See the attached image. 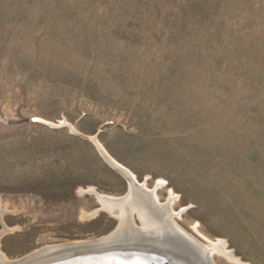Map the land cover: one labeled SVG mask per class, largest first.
I'll return each instance as SVG.
<instances>
[{
	"label": "rangeland",
	"instance_id": "1",
	"mask_svg": "<svg viewBox=\"0 0 264 264\" xmlns=\"http://www.w3.org/2000/svg\"><path fill=\"white\" fill-rule=\"evenodd\" d=\"M90 137L216 264H264V0H0L8 261L119 226L81 190L128 191Z\"/></svg>",
	"mask_w": 264,
	"mask_h": 264
},
{
	"label": "bare ground",
	"instance_id": "2",
	"mask_svg": "<svg viewBox=\"0 0 264 264\" xmlns=\"http://www.w3.org/2000/svg\"><path fill=\"white\" fill-rule=\"evenodd\" d=\"M89 139L95 143L108 164L125 177L128 191L122 196H112L99 193L94 187L81 190L95 195L103 209L119 216L121 219L119 226L110 235L97 241L49 246L36 250L24 257L23 259L27 260L24 262L35 261L32 264H209L210 259L212 264H216L214 254L232 263L240 262L234 253L227 249L226 242L222 239L208 240L206 247H201L194 242L172 220L174 215H179L171 210L172 196H169L164 203L158 201L156 189L162 185L160 181L156 183L155 188H147L145 182L140 183L135 174L114 159L95 137ZM95 212L90 215H94ZM133 212L138 215L142 227L130 228L128 221ZM8 230L5 226V231ZM95 247H107V249L97 253V250L86 253L76 252ZM63 251H65L64 255L62 254L63 257L39 261L49 254ZM19 261H8L0 250V264H17Z\"/></svg>",
	"mask_w": 264,
	"mask_h": 264
},
{
	"label": "water",
	"instance_id": "3",
	"mask_svg": "<svg viewBox=\"0 0 264 264\" xmlns=\"http://www.w3.org/2000/svg\"><path fill=\"white\" fill-rule=\"evenodd\" d=\"M3 230V231H2ZM1 231H0V236L4 233V232H6L5 231V227L2 229ZM104 249H107V247H95V248H91V249H87V250H85V251H76V252H84V253H86L87 251L89 252V251H93V250H97L96 251V253L97 252H103V250ZM105 251V250H104ZM65 251H63V252H60V253H53V254H49L47 257H44L42 260H39V261H48V260H52V259H57V258H59V257H63V253H64ZM75 252V251H74ZM119 252V251H118ZM93 253V252H92ZM105 253V252H104ZM61 254V255H60ZM63 254V255H62ZM38 261V262H39ZM33 262H35V261H33ZM32 261L30 262V263H27V264H32L33 263Z\"/></svg>",
	"mask_w": 264,
	"mask_h": 264
}]
</instances>
